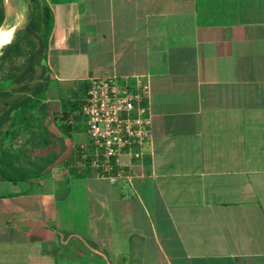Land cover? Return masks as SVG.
<instances>
[{
	"label": "crops",
	"instance_id": "obj_1",
	"mask_svg": "<svg viewBox=\"0 0 264 264\" xmlns=\"http://www.w3.org/2000/svg\"><path fill=\"white\" fill-rule=\"evenodd\" d=\"M44 2L51 117L137 79L150 138L116 181L0 177V264H264V0Z\"/></svg>",
	"mask_w": 264,
	"mask_h": 264
},
{
	"label": "trees",
	"instance_id": "obj_2",
	"mask_svg": "<svg viewBox=\"0 0 264 264\" xmlns=\"http://www.w3.org/2000/svg\"><path fill=\"white\" fill-rule=\"evenodd\" d=\"M28 2L26 24L0 54V177L16 183L43 177L52 166L61 164L70 176L81 178L90 174L89 169L78 174L65 158L71 134L81 131L70 117L84 104L85 83L62 100L60 117L52 118L46 102L50 82L46 52L52 14L44 0ZM5 6L9 13L6 2ZM20 14L18 23L22 22ZM3 20L0 5V25ZM22 139L23 145L16 149L15 144Z\"/></svg>",
	"mask_w": 264,
	"mask_h": 264
},
{
	"label": "built area",
	"instance_id": "obj_3",
	"mask_svg": "<svg viewBox=\"0 0 264 264\" xmlns=\"http://www.w3.org/2000/svg\"><path fill=\"white\" fill-rule=\"evenodd\" d=\"M84 83L85 101L75 116L87 141L73 148L71 166L81 174L89 169L100 177L119 180L122 158L138 160L150 138L147 85L113 77Z\"/></svg>",
	"mask_w": 264,
	"mask_h": 264
},
{
	"label": "rangeland",
	"instance_id": "obj_4",
	"mask_svg": "<svg viewBox=\"0 0 264 264\" xmlns=\"http://www.w3.org/2000/svg\"><path fill=\"white\" fill-rule=\"evenodd\" d=\"M8 1L12 5V9L9 13L6 12L5 0H0V5L3 7V11H4V20L0 25V33L7 31V28H11V27L15 28V27L19 26V29L23 28V26L27 22V19H28L29 13H30L29 8H28V4L25 0H8ZM21 8L23 9L22 11H21ZM19 13H21L20 15L22 16V22L21 23H18L19 22L18 21ZM14 36H15V34H14ZM1 44H2V42H0V46H1ZM5 47H3L0 50V54H1V51ZM71 140H72V143L74 144V146H73V148H74L75 144L85 143L87 141V137L84 134V132L81 130L79 132L72 133L71 134ZM23 142H24L23 139L19 140L17 142V144H15V148L20 149V147L23 145Z\"/></svg>",
	"mask_w": 264,
	"mask_h": 264
},
{
	"label": "bare ground",
	"instance_id": "obj_5",
	"mask_svg": "<svg viewBox=\"0 0 264 264\" xmlns=\"http://www.w3.org/2000/svg\"><path fill=\"white\" fill-rule=\"evenodd\" d=\"M5 2L8 4L9 12H10L12 9V5L10 4V2L8 0H5ZM20 29H22V28H20ZM20 29H19V26L15 27V28L11 27V28H7V31L0 33V42H2V44L0 46V50L3 47L9 45L13 41V39L15 37L14 34L16 33L15 31L16 30L18 31Z\"/></svg>",
	"mask_w": 264,
	"mask_h": 264
},
{
	"label": "water",
	"instance_id": "obj_6",
	"mask_svg": "<svg viewBox=\"0 0 264 264\" xmlns=\"http://www.w3.org/2000/svg\"><path fill=\"white\" fill-rule=\"evenodd\" d=\"M26 2L29 3L28 0H26Z\"/></svg>",
	"mask_w": 264,
	"mask_h": 264
}]
</instances>
